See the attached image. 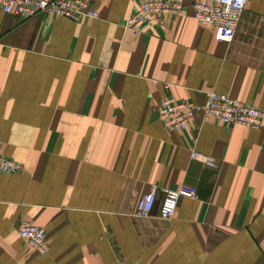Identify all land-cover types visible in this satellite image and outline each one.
I'll use <instances>...</instances> for the list:
<instances>
[{
    "label": "crops",
    "instance_id": "obj_1",
    "mask_svg": "<svg viewBox=\"0 0 264 264\" xmlns=\"http://www.w3.org/2000/svg\"><path fill=\"white\" fill-rule=\"evenodd\" d=\"M132 2L96 0L78 20L0 9V153L21 165L0 171V264H264V120L167 130L157 116L166 93L206 89L264 108V0L229 41L188 15L132 34ZM181 183L195 196L158 217L161 188ZM21 217L43 227L44 253Z\"/></svg>",
    "mask_w": 264,
    "mask_h": 264
},
{
    "label": "built area",
    "instance_id": "obj_2",
    "mask_svg": "<svg viewBox=\"0 0 264 264\" xmlns=\"http://www.w3.org/2000/svg\"><path fill=\"white\" fill-rule=\"evenodd\" d=\"M96 0H0V9L15 16L29 17L37 13L62 15L73 20L96 17ZM247 0H133L123 16L122 26L132 34L161 21L165 15H188L197 22L210 26L217 40L229 41L234 34L240 14ZM264 24V17L261 18ZM201 102L180 99L166 93L157 103V116L167 130H182L200 121L218 119L225 124H240L259 128L264 120V108L243 102L217 92L204 90ZM195 157L197 152L190 149ZM21 165L0 153V171L13 172ZM163 196L158 204V217L167 219L174 210L178 197L195 196V188L181 183L175 187H162ZM155 187L140 193L135 202V213L146 215L153 206ZM21 239L38 253L48 249L43 227L25 219L17 220Z\"/></svg>",
    "mask_w": 264,
    "mask_h": 264
}]
</instances>
